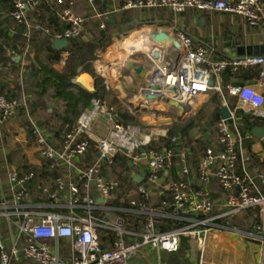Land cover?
Here are the masks:
<instances>
[{
  "label": "built area",
  "instance_id": "1",
  "mask_svg": "<svg viewBox=\"0 0 264 264\" xmlns=\"http://www.w3.org/2000/svg\"><path fill=\"white\" fill-rule=\"evenodd\" d=\"M41 2L13 1L8 14L14 23L9 30L11 36L20 34L29 41L33 26L26 13ZM57 3L62 8L61 29L43 27L42 31L55 40L80 37L85 19L76 11V1L57 0ZM154 9H166L173 14L187 10L220 12L241 16L251 27L264 25V0H125L119 7L121 11ZM99 27L103 28V23ZM176 37L184 52L178 61L162 67L159 82L153 83L159 89H149V96L188 105L210 91L222 94V87L215 79L227 69L236 72L249 67L258 68L259 84H256L264 86V53L213 59L211 50L203 45L193 46V38L185 31L177 30ZM210 79L212 85L208 83ZM226 91L234 98L231 108L223 100L230 116L217 121V140L204 148L196 167L189 163L178 135L168 136L164 129L143 132L125 125L115 110L95 98L70 128L61 131L59 149L50 144L47 133L27 114V130L40 159L50 169H73L74 176H56L53 187H40L37 199L31 188L35 171L5 164L8 187L0 197V264H129L130 258L142 249H152L157 257L175 252L182 239L196 241L202 253L209 233L231 228V220L247 210L254 211L259 219L249 235L264 245V171L255 165L256 158L247 147L254 139L253 133L243 130L236 117L242 111L264 121V94L251 83L228 84ZM21 99H7L0 94V126L16 115L24 102V97ZM98 120L109 123L108 132L106 136L92 137L91 129ZM164 138L166 145L153 146L152 141ZM13 141L20 142L18 136ZM91 147L96 150L97 158L86 168L77 167L75 159L87 154ZM117 154L127 157L132 167L145 168L144 181L132 192L136 197L130 198L125 207L108 205L121 183L103 173V168ZM172 166L178 167V177L163 181L162 178L171 176ZM213 181L218 186L219 199L214 198L209 187ZM154 196L163 199V211L147 208ZM119 212L146 219H137L135 229ZM155 216L179 220L182 224L161 231ZM102 230L115 236L106 246L101 243ZM63 248L68 260L63 259Z\"/></svg>",
  "mask_w": 264,
  "mask_h": 264
},
{
  "label": "crops",
  "instance_id": "2",
  "mask_svg": "<svg viewBox=\"0 0 264 264\" xmlns=\"http://www.w3.org/2000/svg\"><path fill=\"white\" fill-rule=\"evenodd\" d=\"M77 1L80 10H82V5L86 1ZM122 1L108 0L107 11L111 20L113 16L120 17L122 11L119 10V3ZM51 4H53V1L47 0L43 6L42 22L48 23L54 19L53 11L55 7L51 6ZM31 11L29 10V13ZM0 12H3L2 8ZM59 13L60 11H56L58 20ZM198 13L203 24H199L196 21V14ZM128 15L130 16H128L126 22L117 25L111 42L92 61L94 73L102 78V84L105 86L106 95L104 99L112 102V107L117 112L118 118L123 112L127 113L131 117L132 123L128 125L137 127L143 132L157 129H164L168 132L171 128H175V131H171L173 135L185 136L182 130L183 127L194 122L188 129V142L186 141L183 146L187 150L189 162H193L192 165L196 167L198 159L202 155V149L217 140L215 128L217 122L206 121V117L204 118V114H202L200 123L204 125L200 130L198 122L193 119L201 113V110L208 111L207 115L212 116L216 105L222 108L223 100L225 99L228 102V107L231 108L233 106V98L225 90L227 95L216 93L217 96H214V98L213 95L215 93L210 94L209 92L200 95L188 105H182L159 97L150 99L146 90L150 89V84L159 82L162 67L172 62L168 58L166 50L162 51L163 55L161 58L156 59L153 57V52L160 49L147 34L153 31L161 32L172 38L173 41L178 42L176 32L180 29L193 38L194 45L199 43L211 50L213 59H226L254 55L255 46H264V25L260 24L256 27H251L238 15L220 12H198L195 10H187L182 14H173L166 9L130 10ZM36 20L37 18L32 17L30 23L35 25ZM97 28H100L98 24ZM60 29L61 23H59L57 30ZM84 34L87 37L89 36L87 30H84ZM28 44L27 42L26 47L29 46ZM180 49L182 55L184 50L181 46ZM38 50L36 54L34 51L30 52L32 61H35L36 58L39 60L45 59L44 47L39 46ZM65 55L67 54L63 53V57ZM12 59L19 67V71H15L17 76L14 77L10 74L13 65L6 63L5 66L0 67V83L22 86L23 79H28L29 75L24 67L30 61L25 59L24 53L22 55H14ZM53 67L59 69L61 63L60 65L54 64ZM82 72L80 70L77 76L82 74ZM83 73L86 74V85L91 88L89 92H96L95 78L87 72ZM224 73L215 79L216 83H219L224 89H226L228 84H237L234 76H228ZM257 82L255 75L251 79H244L243 83L253 84L264 94V86L257 85L259 84ZM22 97L25 100L27 99V95L23 94ZM45 98L47 100V108H37L36 110H47V113H51L53 109L60 110L47 96ZM103 104L107 107L105 103ZM29 110L35 109L31 108ZM260 123L256 126H264V121H260ZM28 125V123H20L19 119L13 118L0 126V197L6 194L8 187L5 171L6 163L18 168H22L25 163L35 170L37 177L31 184L34 195L37 192L39 193V189L43 185L53 187V179L58 175H65L67 178L74 176L73 169L67 170L64 167L50 169L49 164L48 168L45 166L46 164L40 159L37 148L27 130ZM108 129L109 123L107 121L98 120L91 129V136H106ZM45 132L47 133L48 141L51 144L55 143L51 133ZM15 136H18L20 142L14 143L13 138ZM200 142L202 143L201 146L204 147L199 146L196 149L194 147L193 150L191 149L192 145L197 146ZM152 143L155 147L164 145L162 139L154 140ZM60 146L61 138L57 145H53V147L59 149ZM247 147L256 158L255 165L264 171V139L254 136V139L247 144ZM83 164L84 157L75 159L77 167H82ZM177 169V166H172L171 176L168 178L164 177L162 180L177 178L179 175ZM53 170L56 172L53 173ZM141 172L145 173L143 166L130 168V176L132 178ZM52 174L54 175L52 176ZM144 176L140 183L144 181ZM192 181L196 185V179ZM209 187L214 198L219 199L220 194L216 191L218 187L216 182L213 181ZM93 195H96L94 189ZM258 221L259 219L254 216V211L247 210L231 220V228L214 229L209 233L202 253L199 251L196 241L184 239L187 247L182 252L161 253L158 256L159 261L155 251L146 248L136 252L130 258L129 264H264L263 243L261 240L249 235V232L253 231L251 230L253 224ZM134 228L137 229L138 225L134 226ZM61 254L64 260H68L66 249L63 248Z\"/></svg>",
  "mask_w": 264,
  "mask_h": 264
},
{
  "label": "trees",
  "instance_id": "3",
  "mask_svg": "<svg viewBox=\"0 0 264 264\" xmlns=\"http://www.w3.org/2000/svg\"><path fill=\"white\" fill-rule=\"evenodd\" d=\"M13 1L14 0H0V7L3 9V12H0V67L5 66L6 63L12 64L13 68L10 70V74L14 77L17 76L15 71L18 72L19 67L12 59L13 52L17 55H22L24 53L25 59L30 61L29 64L24 67L25 70L28 71L29 75L28 79H23L22 86L18 84L6 85L0 83V94L4 95L7 99L18 100H22L21 98L23 94L27 95V99H24V102H22L17 108L16 115L13 118L19 119L20 123H28V114L31 118L36 120V123L40 128H42V130L51 133L55 140V143L53 142L52 144L57 145V142L60 140L61 131L64 128H70L74 124L77 117L89 106L92 99H98L102 103H105L108 109H113L112 102L105 101L104 99L106 95L105 86L102 84V78L94 73L92 69V61L96 58L97 52L104 49V47L111 42L117 25L127 21L128 16H130L128 15L130 10H122L120 17L113 16V19L111 20L109 12L107 11L108 0H84L86 3L84 2L82 5V10H80L77 1L76 11L85 19L84 30L89 32V36L87 37L83 32V34H81L78 38L64 39L66 41L65 45L62 46L61 49H57L54 46V42L56 40L51 34H45L42 31V28L53 27L57 30L60 18L58 20L56 11H60L62 8L57 3V0H52L53 4H51V6L53 5L55 7L53 11L54 19L48 23L42 22V14L44 10L43 6L47 1L42 0L36 8L29 9L32 10L30 13L29 10L26 13V17L29 22H31L32 17L37 18V24L35 23V25H32L31 36L28 41L29 46L26 48L27 40L24 37L20 34L11 36L9 33V30L14 26V23L8 15L13 8ZM123 1L119 3L120 6ZM97 13L101 14L100 18L96 17ZM204 14L206 15V13ZM101 23H103L104 27L97 28V24L100 25ZM196 45L200 44L198 43ZM39 46L44 47L46 57L41 60L36 58L35 61H32L30 59V52L34 51L36 54V51H39ZM63 53L67 54V58L63 57ZM62 60H64V65H61L59 69L53 67L54 64L60 65ZM80 70L91 74L95 78L97 86L96 92L91 93L72 82ZM224 72L223 73L225 75L234 76L237 81L236 85H238L242 84L244 79H251L255 76L258 72V68H240L236 72H231L227 69ZM223 90L226 89L222 87V91ZM215 94L213 97L217 96V94ZM46 96L49 100L53 101V103L60 110L53 109L51 113H47V110H36L37 108H47ZM233 103L234 98L232 100V104ZM31 108L35 110H29ZM220 116L221 108L219 105H216L215 110L212 112V120L210 122H217L221 118ZM236 117L239 121H241L242 129L245 131L251 132L254 126L261 124L258 119H255L252 115L244 114L242 111H238L236 113ZM130 118L131 117L125 112L119 116L120 122L125 125L132 124ZM192 125L193 123L183 127L182 130L185 133V136H179L182 144H186V141L188 142V138L186 137H188V129ZM167 133L168 136H173L171 130ZM162 141L164 142V145L167 144V139L164 138ZM201 145V142L197 146L192 145L191 149L193 150V147L196 149ZM204 148L202 149V153ZM195 151L197 152V150ZM81 157H84V164L82 167L86 168L97 158L96 150L91 147L89 152ZM45 164L48 168V163L45 162ZM190 164H193V162ZM131 167L132 166L127 157L122 154H117L113 158L111 164L106 168H103L105 176L113 177L121 183L120 190L113 195L110 201H108V205L125 207L128 205V200L130 198L136 197V195L132 192L138 183H136V181H134L130 176ZM21 169L34 170L25 163ZM55 172L56 171L53 170V173ZM53 175L54 174H52V176ZM36 177L37 173L35 172V178L32 181V184L36 180ZM35 196L39 199L40 193L37 192ZM121 199H123V202H121ZM162 200L163 199L160 196H154L148 203L147 208L156 212L163 211L164 208H162L161 204ZM119 214L125 215L132 227L137 225V219H146L145 216L136 217L133 214L123 212H119ZM154 219L156 226L161 231L168 230L182 224L181 221L171 218L155 216ZM100 237L101 243L105 246L111 243L115 238L113 232L106 230L100 231ZM185 247H187V244L185 243V240L182 239L178 250L175 252H182Z\"/></svg>",
  "mask_w": 264,
  "mask_h": 264
},
{
  "label": "water",
  "instance_id": "4",
  "mask_svg": "<svg viewBox=\"0 0 264 264\" xmlns=\"http://www.w3.org/2000/svg\"><path fill=\"white\" fill-rule=\"evenodd\" d=\"M0 10H1V7H0ZM196 21L199 23V24H203V21L200 20V14H196ZM147 36L153 40L156 44V46L160 49V50H155L153 52V57L154 58H161L162 57V51L163 50H166L167 51V56L168 58L170 59V61L172 63L178 61L180 55H181V49H180V45L178 42L176 41H173L172 38H170L169 36H167L166 34L164 33H161V32H157V31H153V32H149L147 34ZM66 43V41L64 39H60V40H56L54 42V46L57 48V49H61L62 46H64ZM261 53H264V46H255L254 47V55H257V54H260ZM67 55L64 56V58H66ZM85 79H86V74H80L78 75L77 77H75L72 82L83 87L85 90L87 91H90V87L87 86L85 84ZM209 85H212L213 84V80L210 79L208 81ZM149 88L150 89H159V86L158 85H155V84H150L149 85ZM146 92L148 93V90H146ZM150 99H154L155 97L154 96H149ZM221 115L223 118H229L230 116V113H229V109L226 107V106H223L221 108ZM252 133L255 137L257 138H261L263 135H264V126H255L253 129H252ZM99 155V154H98ZM145 175L144 172H141L139 174H136L134 176V181L140 183L142 181V177ZM98 202L102 203L103 200H98Z\"/></svg>",
  "mask_w": 264,
  "mask_h": 264
},
{
  "label": "rangeland",
  "instance_id": "5",
  "mask_svg": "<svg viewBox=\"0 0 264 264\" xmlns=\"http://www.w3.org/2000/svg\"><path fill=\"white\" fill-rule=\"evenodd\" d=\"M102 50H103V49H102ZM102 50H101V51H102ZM99 52H100V51L97 52V55H98ZM83 72H85V71H83ZM83 72H82V74H83ZM85 84H86V80H85ZM87 84H88V81H87ZM213 93H217V92L210 91V94H213ZM222 93H224V95H227V93H226L225 90H223ZM200 112H201V113H200ZM200 112H199L200 114H199L198 116H196L193 120L198 122V126H199V128H200V130H201V128H202L203 125H204V124L200 123L202 114H204V118L206 117V118H205L206 121H207V120L211 121V120H212V118H211L212 116H211V115L208 116V115H207V112H208V111H206V110H201ZM202 119H203V118H202ZM193 120H192V121H193ZM192 123L194 124V122H192ZM192 123H191V124H192ZM187 125H190V124H187ZM171 131H175V128H171ZM186 138H188V137H186Z\"/></svg>",
  "mask_w": 264,
  "mask_h": 264
}]
</instances>
